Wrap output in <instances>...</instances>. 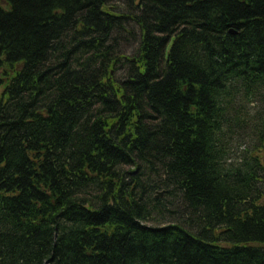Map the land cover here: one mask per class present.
<instances>
[{"label": "trees", "instance_id": "obj_1", "mask_svg": "<svg viewBox=\"0 0 264 264\" xmlns=\"http://www.w3.org/2000/svg\"><path fill=\"white\" fill-rule=\"evenodd\" d=\"M0 264H264V0H0Z\"/></svg>", "mask_w": 264, "mask_h": 264}, {"label": "rangeland", "instance_id": "obj_2", "mask_svg": "<svg viewBox=\"0 0 264 264\" xmlns=\"http://www.w3.org/2000/svg\"><path fill=\"white\" fill-rule=\"evenodd\" d=\"M132 45H130V46H126L127 47V54H131L132 53V51H133V49H132V47H131Z\"/></svg>", "mask_w": 264, "mask_h": 264}, {"label": "water", "instance_id": "obj_3", "mask_svg": "<svg viewBox=\"0 0 264 264\" xmlns=\"http://www.w3.org/2000/svg\"><path fill=\"white\" fill-rule=\"evenodd\" d=\"M159 195H160V196H162V195H163V193H162V192H160V193H159Z\"/></svg>", "mask_w": 264, "mask_h": 264}, {"label": "bare ground", "instance_id": "obj_4", "mask_svg": "<svg viewBox=\"0 0 264 264\" xmlns=\"http://www.w3.org/2000/svg\"><path fill=\"white\" fill-rule=\"evenodd\" d=\"M160 193V192H159Z\"/></svg>", "mask_w": 264, "mask_h": 264}]
</instances>
